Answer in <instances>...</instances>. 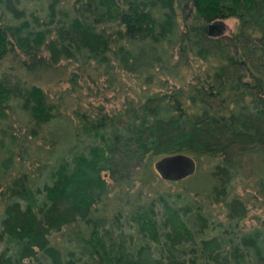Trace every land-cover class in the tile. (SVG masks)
I'll use <instances>...</instances> for the list:
<instances>
[{
	"label": "trees",
	"instance_id": "obj_1",
	"mask_svg": "<svg viewBox=\"0 0 264 264\" xmlns=\"http://www.w3.org/2000/svg\"><path fill=\"white\" fill-rule=\"evenodd\" d=\"M184 4L194 22L181 29ZM228 18L236 36L211 37ZM9 57L18 70L0 78V264H264V223L246 229L247 205L227 200L242 158L264 164V0H0V70ZM193 57L208 67L185 99L181 88L151 91ZM116 69L142 93L107 114L31 81L75 90L104 77L107 88ZM13 109L34 138L62 133L57 148L33 151V178L24 140L3 122ZM176 154L222 157L210 190L143 193L153 158Z\"/></svg>",
	"mask_w": 264,
	"mask_h": 264
},
{
	"label": "rangeland",
	"instance_id": "obj_2",
	"mask_svg": "<svg viewBox=\"0 0 264 264\" xmlns=\"http://www.w3.org/2000/svg\"><path fill=\"white\" fill-rule=\"evenodd\" d=\"M177 11L179 15L178 22L181 29H184V27L189 26L194 22V16L191 14L190 5L184 4V7L183 5H180ZM218 24H221V29L210 34L211 37H224V39L226 40L229 37L236 36L239 27V21L237 18H228ZM192 59L193 62L190 68H187L186 65L182 66V64L181 66H177V68L181 70L180 74L177 75V77L173 72H166V69L164 71H161L162 74L160 73V75L164 80H167L164 81L166 84H164V86H154L152 87L151 91L154 93L162 92V94H171L175 92L174 90L176 88H181L179 89V94H181L180 98L182 100L185 99L187 95H189L191 87L195 83L198 85L200 84L197 78L192 79L193 73H201L204 71L203 69L205 67H208L207 63L198 61L194 57ZM7 64L8 66H10L9 68H6ZM14 66V60L10 59L9 57L8 63H5L1 66L0 78H4V76L11 77L12 75H14V73L17 72L16 70H18V67L15 70ZM58 72L63 75L62 70H58ZM46 78L47 77L43 78L42 81H37L36 79L33 80V78H31V81L37 82L39 85H41L47 95H49L52 99L60 95H64L67 101H70V98L73 99V97H77L79 98V102L82 105L91 104L89 108L92 106L100 107L101 105H103L106 114L107 112L114 113L117 109H121L120 107H126L128 102L132 101L133 99L135 100L134 102L137 103V98L142 93V84L138 79L135 80V77H132L131 74L126 72L124 73L120 71L118 74L117 69L115 70L113 75H110L107 88H105L107 83L102 84L104 81V77L100 78L101 80L97 79L96 81L90 79L89 82L81 80L79 87L77 86L75 90H72L71 87L65 82L62 83L61 81H57L56 84H52L48 81H45ZM187 104H189L188 100ZM7 113L8 116H10V120L5 119L3 120V122L12 124L13 127H11V129L13 130V134L15 133L22 140H24L23 145L25 147L27 146L28 155L32 156L30 158L26 157L23 164L24 169H26V171L31 174V178H33V176H37L39 174L38 167H41V163H39V160H37L39 157L34 156L33 151L37 150L38 146H41L43 148V151L49 150V148L51 147L50 143L52 141L55 142L57 148L59 141H61L59 137H62V133H58V138H54V136H51L50 134H43L34 138L33 136L29 135V123H25L23 121L21 113L17 112L16 109H13L12 112L8 111ZM110 115L113 116L112 114ZM157 159L153 158L151 162L154 170L155 162L157 161ZM195 161L196 168L194 172L186 176V178L180 180H165L155 170L156 176L152 178L150 183H147L148 187L143 190V193H149V195H151L150 193L153 194L155 192L158 195L163 196L164 194L175 195L183 194L184 192L193 193L198 189H203V191H205L206 189L209 191L210 182L208 181L207 171L213 165L218 164L219 162H223L222 157H197L195 158ZM262 165L264 164L263 159L260 157V155H255L249 161L242 158L239 167V177H237L234 181L235 183L232 185V189L229 192L230 195L227 199L229 200L232 197L236 196L239 199L243 200V202L247 205L248 212L245 220L241 223V225L243 227H246V229L248 230L254 229L256 228V226H260L264 223V167ZM256 168L258 169L256 170ZM105 177L107 178V174L105 175ZM41 179L43 178L41 177ZM107 183L109 184L108 188L110 189V191L118 190L110 181V178H108ZM137 184L138 183L135 184V190L138 189ZM176 199L178 198L176 197ZM204 199V196L198 197V200L205 205L206 199L205 201ZM212 211L213 224L215 226H218V222L224 220L226 206L223 204V202L220 204V206L213 205Z\"/></svg>",
	"mask_w": 264,
	"mask_h": 264
},
{
	"label": "water",
	"instance_id": "obj_3",
	"mask_svg": "<svg viewBox=\"0 0 264 264\" xmlns=\"http://www.w3.org/2000/svg\"><path fill=\"white\" fill-rule=\"evenodd\" d=\"M212 34L211 32H209ZM155 170L162 178L168 181H175L186 178L196 168V161L186 154L162 157L155 162Z\"/></svg>",
	"mask_w": 264,
	"mask_h": 264
}]
</instances>
